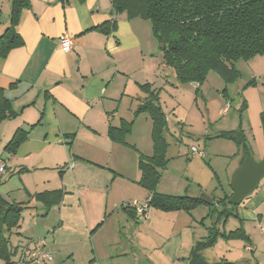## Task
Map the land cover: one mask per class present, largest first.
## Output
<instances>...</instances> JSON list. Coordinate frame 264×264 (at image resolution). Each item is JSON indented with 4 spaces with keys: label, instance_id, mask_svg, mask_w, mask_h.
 <instances>
[{
    "label": "crops",
    "instance_id": "crops-1",
    "mask_svg": "<svg viewBox=\"0 0 264 264\" xmlns=\"http://www.w3.org/2000/svg\"><path fill=\"white\" fill-rule=\"evenodd\" d=\"M28 1L15 26L21 43L0 56V98L16 113L0 122L1 194L22 207L21 237L11 261L20 246H38L44 237L52 260L39 264H156L146 244L123 224L140 216L126 202L141 186L139 148L128 139L134 124L123 141L108 135L110 125L133 121L121 116L122 107L127 105L137 119L134 111L146 96L140 86L153 82L165 66L154 51L150 22L115 13L110 0ZM6 5L0 3V17L1 12L10 17L11 3ZM113 20L110 34L93 29ZM64 34L72 38L68 50L59 45ZM17 129L26 132L25 139L13 153L4 151ZM234 155L232 173L246 155L263 159L264 144ZM263 202L258 191L233 212L248 238L239 264H264L262 242H254L249 226L260 221ZM197 206L189 210L191 217ZM181 211L165 213L177 217ZM159 214L152 211L147 219ZM0 264L8 263L0 259Z\"/></svg>",
    "mask_w": 264,
    "mask_h": 264
},
{
    "label": "rangeland",
    "instance_id": "rangeland-1",
    "mask_svg": "<svg viewBox=\"0 0 264 264\" xmlns=\"http://www.w3.org/2000/svg\"><path fill=\"white\" fill-rule=\"evenodd\" d=\"M11 1L8 3L2 0L0 3L7 4L4 7L7 8ZM9 19V12H1V32L8 26ZM153 41L154 51H157L161 60L160 51L155 40ZM234 66L239 71V77L235 81L225 83L220 74L211 69L198 87H194L189 81L180 80L172 66L165 65L156 71L151 83L157 85L149 84L151 89L157 90L159 104L167 116V130H164L163 134L166 146L165 162L158 167L159 179L154 187L157 193L188 194L195 197L204 193L214 200L223 198L231 192L230 179L233 173L230 172V164L234 154H241L243 149L234 139L220 134L241 131L249 152L259 150L264 144L260 120V114L264 110V54L247 60L238 59ZM224 107L228 110L221 114L220 110ZM132 112L127 105L121 109V116L128 118L127 120L133 119V131L128 139L137 144L138 158L148 156L146 154L151 152L153 154L151 116L147 112H139L134 120ZM114 116L119 120L117 114ZM192 146L203 150L204 156L188 155ZM261 183L239 205L197 206V210L192 211L193 217L197 216L196 219L189 215V211L183 210L180 216L176 217L177 214L168 216L165 211L148 206L149 216L152 211H157L160 217L147 219L138 216L136 221L127 219L128 223L123 224L131 232L134 230V234L140 238V243L146 244L151 252L150 257L156 264H188L192 247L197 241L203 240L208 235L209 228L214 226L217 235L212 245L202 251L203 256L209 262L222 259L223 264H239L237 261L243 256L244 244H247V241L228 236L230 231L239 227V221L233 215L226 219L223 216L219 218V211L226 207L230 212H238L256 192L264 194ZM135 190L136 193L133 191L128 194L126 202L137 209L145 204L148 190L141 186H137ZM0 193H5L4 187L0 186ZM257 212L261 214L260 221L257 224L249 221V226L255 234L254 242L261 241L264 248V234L260 233L264 228V202ZM37 219H43L40 213ZM33 229L34 227H31V230ZM18 236L21 237L18 228H13L9 233L10 247L17 242ZM247 252L249 251L246 250L245 253ZM172 255H176L177 259ZM256 255L258 256L257 252Z\"/></svg>",
    "mask_w": 264,
    "mask_h": 264
},
{
    "label": "trees",
    "instance_id": "trees-1",
    "mask_svg": "<svg viewBox=\"0 0 264 264\" xmlns=\"http://www.w3.org/2000/svg\"><path fill=\"white\" fill-rule=\"evenodd\" d=\"M115 13L125 12L128 18L139 17L150 22L152 34L156 40L161 60L166 66H172L176 76L183 81L200 83L209 70L217 71L225 83H231L239 77L234 66L238 59H250L264 54V0H110ZM29 5L28 0H12L9 25L0 35V56H4L12 47L21 43L15 30L20 12ZM116 27L115 21H107L93 27L104 34H110ZM140 88L146 96L140 100L134 111L147 112L152 119L153 154L140 156L139 184L150 191L147 205L162 211L187 210L199 204H205L194 196L163 195L154 187L159 179L158 167L164 162L167 116L162 111L156 89L149 83ZM10 102L0 98V122L15 116ZM264 132V110L260 114ZM133 121L109 126L108 135L112 140L123 141L130 132ZM248 154L244 137L240 132H226ZM26 132L17 129L4 146V151L13 153L25 139ZM146 157V158H145ZM53 192V191H52ZM50 192V194L52 193ZM43 193L38 197H43ZM229 195L214 200L212 204L232 205L228 202ZM21 204L9 201L0 193V259L9 263L17 250L10 247L9 233L18 228L21 222ZM237 213L230 212L226 207L219 211V218L225 219ZM219 233V232H218ZM217 235L215 227L209 228L208 235L197 241L188 257V264H223V260L209 262L202 251L212 245ZM225 235V234H224ZM228 236L247 240L241 226L230 231ZM226 262V261H225Z\"/></svg>",
    "mask_w": 264,
    "mask_h": 264
},
{
    "label": "water",
    "instance_id": "water-1",
    "mask_svg": "<svg viewBox=\"0 0 264 264\" xmlns=\"http://www.w3.org/2000/svg\"><path fill=\"white\" fill-rule=\"evenodd\" d=\"M192 85L198 87V83H192ZM263 178L264 158L256 161L250 155H246L231 176L230 188L232 192L228 202L232 205H239L257 189ZM196 198L207 204L212 202V197L204 193L199 194Z\"/></svg>",
    "mask_w": 264,
    "mask_h": 264
},
{
    "label": "built area",
    "instance_id": "built-area-1",
    "mask_svg": "<svg viewBox=\"0 0 264 264\" xmlns=\"http://www.w3.org/2000/svg\"><path fill=\"white\" fill-rule=\"evenodd\" d=\"M72 44V38L64 34L59 38V45L62 49L68 50ZM228 108L224 107L220 110L221 114H224L227 112ZM189 154L191 155H200L201 157L204 156V151L197 148L196 146H192L189 149ZM5 172V163L2 159H0V173ZM149 200V197H147L145 204H142L140 207L137 208V212L142 216L143 218H147V201ZM261 232L264 234V228L261 229ZM46 244L45 239L41 238L39 240V245L34 246H20L19 248V255L15 261H11L8 264H26V263H33V264H39L42 262H50L52 260V255L49 251L44 249V246Z\"/></svg>",
    "mask_w": 264,
    "mask_h": 264
}]
</instances>
